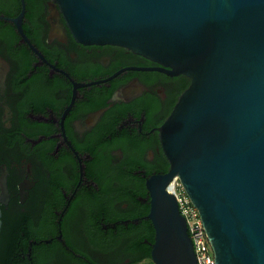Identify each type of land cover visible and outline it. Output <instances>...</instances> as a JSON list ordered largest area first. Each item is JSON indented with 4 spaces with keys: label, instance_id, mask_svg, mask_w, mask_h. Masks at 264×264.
I'll return each instance as SVG.
<instances>
[{
    "label": "flooded vegetation",
    "instance_id": "1",
    "mask_svg": "<svg viewBox=\"0 0 264 264\" xmlns=\"http://www.w3.org/2000/svg\"><path fill=\"white\" fill-rule=\"evenodd\" d=\"M190 81L78 40L56 0H0V240L29 241L18 264H157L147 180Z\"/></svg>",
    "mask_w": 264,
    "mask_h": 264
},
{
    "label": "water",
    "instance_id": "2",
    "mask_svg": "<svg viewBox=\"0 0 264 264\" xmlns=\"http://www.w3.org/2000/svg\"><path fill=\"white\" fill-rule=\"evenodd\" d=\"M74 36L191 79L159 128L169 169L148 180L157 264H196L167 184L197 206L215 264H264V0H56Z\"/></svg>",
    "mask_w": 264,
    "mask_h": 264
},
{
    "label": "built area",
    "instance_id": "3",
    "mask_svg": "<svg viewBox=\"0 0 264 264\" xmlns=\"http://www.w3.org/2000/svg\"><path fill=\"white\" fill-rule=\"evenodd\" d=\"M167 189L174 193L179 210L185 217L195 252L196 264H215V254L208 239L200 212L186 192L178 175L170 180L167 184Z\"/></svg>",
    "mask_w": 264,
    "mask_h": 264
},
{
    "label": "trees",
    "instance_id": "4",
    "mask_svg": "<svg viewBox=\"0 0 264 264\" xmlns=\"http://www.w3.org/2000/svg\"><path fill=\"white\" fill-rule=\"evenodd\" d=\"M21 243V244H20ZM21 245L28 249V240H0V264H18L21 260Z\"/></svg>",
    "mask_w": 264,
    "mask_h": 264
},
{
    "label": "bare ground",
    "instance_id": "5",
    "mask_svg": "<svg viewBox=\"0 0 264 264\" xmlns=\"http://www.w3.org/2000/svg\"><path fill=\"white\" fill-rule=\"evenodd\" d=\"M176 175L173 176V178L175 177Z\"/></svg>",
    "mask_w": 264,
    "mask_h": 264
}]
</instances>
